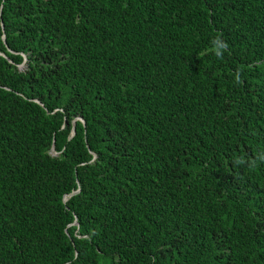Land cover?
Returning a JSON list of instances; mask_svg holds the SVG:
<instances>
[{
  "label": "trees",
  "instance_id": "16d2710c",
  "mask_svg": "<svg viewBox=\"0 0 264 264\" xmlns=\"http://www.w3.org/2000/svg\"><path fill=\"white\" fill-rule=\"evenodd\" d=\"M260 151L264 0H0V264H264Z\"/></svg>",
  "mask_w": 264,
  "mask_h": 264
},
{
  "label": "clouds",
  "instance_id": "9594fccd",
  "mask_svg": "<svg viewBox=\"0 0 264 264\" xmlns=\"http://www.w3.org/2000/svg\"><path fill=\"white\" fill-rule=\"evenodd\" d=\"M228 45L227 42L224 41L220 37H214L210 42V48L206 49V52H211L217 58H222L224 53L227 51ZM237 81H239V77L237 76ZM258 162H264V151H260L256 154L254 159L248 158L245 155H234L232 163L236 167H247L249 170L257 167Z\"/></svg>",
  "mask_w": 264,
  "mask_h": 264
},
{
  "label": "water",
  "instance_id": "95a60500",
  "mask_svg": "<svg viewBox=\"0 0 264 264\" xmlns=\"http://www.w3.org/2000/svg\"><path fill=\"white\" fill-rule=\"evenodd\" d=\"M77 191H78V189L75 190V191H73V192H71L69 195H72V194L76 193ZM64 199H65V198H64Z\"/></svg>",
  "mask_w": 264,
  "mask_h": 264
}]
</instances>
